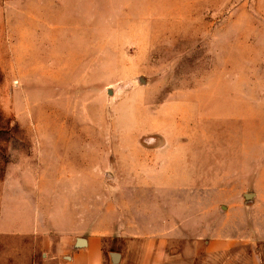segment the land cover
<instances>
[{"label":"rangeland","instance_id":"374dc122","mask_svg":"<svg viewBox=\"0 0 264 264\" xmlns=\"http://www.w3.org/2000/svg\"><path fill=\"white\" fill-rule=\"evenodd\" d=\"M254 202L264 0H0V264L56 263L59 222L83 238L171 219L259 238L207 264H264Z\"/></svg>","mask_w":264,"mask_h":264},{"label":"crops","instance_id":"0c3cea01","mask_svg":"<svg viewBox=\"0 0 264 264\" xmlns=\"http://www.w3.org/2000/svg\"><path fill=\"white\" fill-rule=\"evenodd\" d=\"M4 1L20 3L25 0ZM245 195L247 194H244V199L247 200ZM251 195L252 201H255L257 193ZM251 205V210L254 212L253 221L263 222L264 218L259 212L264 211V204L254 202ZM38 223L43 225L45 222ZM146 223V227L157 226V222ZM12 224L14 227L23 226L22 222H12ZM45 225L49 226L47 223ZM59 225L62 232V236L59 237H62L63 254L59 253L60 258L54 264H207L206 258L210 260L214 253L226 258L228 252L233 246L241 243V240L251 239V242L256 243L254 239H259L257 236L249 238L221 236L217 242L206 236L180 235L179 222L175 219L166 222V227L171 228L170 231L176 228L175 234H143L144 230L131 222H109L107 229H101L98 224L96 232L80 238L77 222H59ZM18 232L24 233L21 229ZM79 239H83L84 243L79 244ZM105 242L108 244L106 245ZM112 243L116 245L114 249L111 247ZM215 248H218V252L214 250ZM56 257L58 256L53 258L58 259ZM252 261L253 264H260L259 256L255 255Z\"/></svg>","mask_w":264,"mask_h":264},{"label":"water","instance_id":"95a60500","mask_svg":"<svg viewBox=\"0 0 264 264\" xmlns=\"http://www.w3.org/2000/svg\"><path fill=\"white\" fill-rule=\"evenodd\" d=\"M251 197H252L251 194H247V195H245V198H246L247 200L251 199ZM78 242H79V244H83V243H84L83 239H79ZM115 256H116V255H115Z\"/></svg>","mask_w":264,"mask_h":264}]
</instances>
